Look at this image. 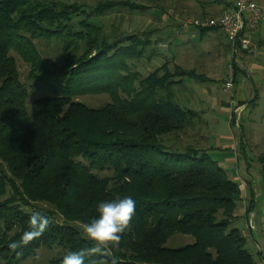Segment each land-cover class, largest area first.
<instances>
[{
	"label": "trees",
	"instance_id": "16d2710c",
	"mask_svg": "<svg viewBox=\"0 0 264 264\" xmlns=\"http://www.w3.org/2000/svg\"><path fill=\"white\" fill-rule=\"evenodd\" d=\"M119 7L146 9L129 0H0V258L18 263L59 244L49 264H61L68 251L90 246L80 224L98 215L99 202L131 196L136 215L112 250L117 264H256L232 226L240 187L199 147L202 112L180 103L183 79L204 77L178 65L170 72L168 60L143 76L133 64L161 56L151 48L155 29L105 32L99 17ZM42 41L56 42L58 54L43 56ZM12 52L29 67L23 79ZM29 89L49 94L29 101ZM85 95L110 101L93 108L76 99ZM257 162L264 186V149ZM33 212L50 219L48 229L11 248ZM174 234L194 241L169 248Z\"/></svg>",
	"mask_w": 264,
	"mask_h": 264
},
{
	"label": "rangeland",
	"instance_id": "374dc122",
	"mask_svg": "<svg viewBox=\"0 0 264 264\" xmlns=\"http://www.w3.org/2000/svg\"><path fill=\"white\" fill-rule=\"evenodd\" d=\"M87 4L94 5L96 2L101 0H80ZM120 1V0H115ZM131 2H135L142 6L143 9L140 12L132 11L128 7H119L120 9H115L114 11H110L106 13L104 16L99 17L98 22L102 24L105 32L111 33L112 35L122 34L123 36L130 34H141L143 31H148L151 29H155L151 36V40L153 44L147 48L146 54L149 52V48L154 49V52H159L161 56L154 57L151 61H147L146 59L141 60L139 63H134L135 68L140 71L143 76H146L148 73L161 66L165 61L168 60V70L170 72L174 71V67L176 63L173 61V56L176 54L178 49V43H180L181 53L179 55L185 57L187 54L184 51V47L186 51L192 49L191 52H204L207 50L208 46L212 49V47L208 44L209 35L213 34V40L217 39L218 43L227 42L226 38L220 32H208L202 40L199 37H195V35H191L189 31L182 29L181 24L184 20L200 17L199 11L201 8H217V5L211 0H129ZM211 2V3H208ZM115 28L119 31L116 33ZM181 34L180 39H177L176 34ZM216 43V42H215ZM40 52L43 56L48 55H57L59 52L58 44L54 41L52 42H36ZM217 44V43H216ZM17 63L18 70L20 73V77L23 79L26 77L29 67L23 62V60L14 52L11 53ZM212 67H213V79H217L216 82L214 80H209L204 82H198L200 84V89H204L203 92L195 86L191 85V81L189 78H184V85L181 88L182 90V99L180 102L183 106L189 107L194 111L206 110L207 115L206 118L208 120V124H203L198 126L202 133L206 135V139L204 143L199 145V147L208 149V147H219L221 148L220 140L228 134L229 127L225 123V121H221V118L227 116V113L222 111L218 106L213 105L217 101V93L220 94L224 99L230 100V92H226L223 90L220 81L224 78L227 79V69L224 77V65L226 59H220L219 56H215L213 52H211ZM178 57V61L181 60ZM230 59V56L227 58ZM183 65H186L184 63ZM134 69V68H133ZM197 73V72H196ZM225 79V80H226ZM214 81V82H213ZM224 83V81H223ZM223 85V84H222ZM192 87V88H191ZM211 92H208V90ZM173 90V89H172ZM194 90V91H192ZM49 94L46 91H36L33 89H29V101L35 99L37 97H41ZM78 101L86 104L89 107L98 108L103 106L105 103L110 101L109 96L107 95H85L76 98ZM252 111L251 117L246 120V131L247 135L250 133L253 136V140L249 139V141H245L247 143H252L251 146L248 145L245 149V158L250 165V173L254 179L255 187L257 183L260 186L256 190V195H260L262 191V182L260 179V165L257 162V156L264 149V84L259 88V97L254 102V105L250 107ZM255 113V117L253 114ZM220 118V119H219ZM250 118L253 119L254 122L251 123ZM206 120V121H207ZM220 120V121H219ZM245 123V119L242 121ZM241 126V125H240ZM231 127L237 128L241 131V127L235 126L233 124ZM251 136V137H252ZM197 145V144H195ZM208 155L215 161L220 163L221 157L225 153H221L220 150L207 151ZM231 156V155H230ZM233 156V155H232ZM234 157V156H233ZM228 176L232 179V177H241L244 174L241 170L236 171L235 168H229L227 170ZM101 176V175H100ZM260 182V183H259ZM254 187V189H255ZM264 190V189H263ZM263 199V195L257 198V206L255 209L249 214H245V211L237 217V219L233 222L232 226L238 228L246 237V247L249 249L253 258L256 261V264H264V208L261 207V201ZM243 203H239L238 207H244ZM39 208L44 209L45 211H51L53 213L54 219L57 221H62V217L56 211V209L48 204H39ZM246 208V207H245ZM131 225V224H130ZM130 228V227H129ZM128 228V229H129ZM127 229V230H128ZM193 237L190 235H182V234H174L171 236L166 246L169 248H177L187 244H191L193 242ZM61 252V247L59 244H54L52 246L41 247L36 250L33 255L30 257L21 260L18 263H8L2 258H0V264H49L52 258L57 257Z\"/></svg>",
	"mask_w": 264,
	"mask_h": 264
},
{
	"label": "crops",
	"instance_id": "0c3cea01",
	"mask_svg": "<svg viewBox=\"0 0 264 264\" xmlns=\"http://www.w3.org/2000/svg\"><path fill=\"white\" fill-rule=\"evenodd\" d=\"M233 0H224L223 3L218 4L214 2L217 5V8H201L199 11V14L201 16L204 15H221L224 12L228 11L232 6ZM264 6V2H263ZM208 32H217L216 30H190L189 33L191 35H195V37H199L200 40L205 37L206 33ZM181 34H176L175 36L177 39H180ZM213 34L209 35L208 37V44L212 47V49L208 46L207 50L204 52H191L192 49H189L186 51V48L184 47V51L187 54H185L186 58L181 56L180 59L179 55L181 53V46L180 43H178V49L176 54L173 56V61L181 68L187 69V70H194L197 72V74L202 75L204 77L203 81L206 83V81L214 80L215 83L219 82L216 81L217 79H213L211 74H213V67H212V60L211 52L215 56H219L220 59H226L225 65H224V77L226 74L227 66L230 63H233V69H234V82H235V88L233 92H230V100L224 99L220 94L217 93V101L213 103V105L218 106L222 111L227 113V116L224 118H221V121H225V123L228 125L229 130L228 134L223 137L220 140V144L222 145L221 148L219 147H208L209 151L214 150H220L221 153H225L221 159H220V166L223 167L226 171L229 168H235L236 171L239 172L241 170L244 172L243 175L239 172V175L241 177H232V179L239 185L241 190V201L239 203L246 204L250 201L252 198L254 201L253 209L257 206V198L259 196L263 195V199L261 201V207L264 208V186L262 184V193L260 195H256V190L260 186V184L257 183V186L255 187L254 179L252 176L249 175L250 173V165L248 161L245 158V149L248 145L251 146L252 143H247L249 139L253 140V136L250 133L247 135L246 131V120L249 119L248 117H251L252 111L250 107L254 105V102L259 97V88L264 84V25L258 26L255 30H253L250 33V46L248 50L245 51H238L236 53H233L230 45L228 42L218 43L217 39L213 40ZM217 44H216V43ZM228 56H230V59L228 60ZM178 57L181 60L178 61ZM186 63V65H183ZM188 78V77H185ZM190 79L191 85L201 92L204 91V89H200V84L198 85V80ZM226 79V78H225ZM223 78L220 83L221 86L223 84V81H225ZM184 81V79H183ZM213 81V82H214ZM185 82V81H184ZM192 88V87H191ZM208 90V89H207ZM194 91V90H192ZM195 92V91H194ZM205 92V91H204ZM208 92H211L208 90ZM228 92V91H226ZM202 112L203 118L205 121L207 120L206 110H200ZM255 117V113L253 114ZM208 117V115H207ZM220 119V118H219ZM243 119H245V123H243ZM220 121V120H219ZM251 123L254 122L252 118H250ZM208 120L206 121V123ZM208 124V123H207ZM233 124L235 126L241 127L239 130L236 128L231 127ZM241 125V126H240ZM252 136V137H251ZM248 140V141H247ZM247 141V142H245ZM231 155V156H230ZM234 157H233V156ZM250 168V169H249ZM228 172V171H227ZM260 183V182H259ZM259 185V186H258ZM255 187V189H254ZM238 203V205H239ZM247 205H244V207L239 208L237 206V209L235 210V213L237 217L241 215L245 210ZM264 260V259H263Z\"/></svg>",
	"mask_w": 264,
	"mask_h": 264
},
{
	"label": "clouds",
	"instance_id": "9594fccd",
	"mask_svg": "<svg viewBox=\"0 0 264 264\" xmlns=\"http://www.w3.org/2000/svg\"><path fill=\"white\" fill-rule=\"evenodd\" d=\"M96 212V217L80 224L85 240L91 242L90 246L79 251H68L61 264H88V260L96 256L111 257V264H117L112 250L118 249L122 234L130 227L136 215V201L131 196L101 201L96 205ZM50 223L48 217L33 212L29 219V230L22 234L19 242L9 246L13 249L26 246L39 238Z\"/></svg>",
	"mask_w": 264,
	"mask_h": 264
},
{
	"label": "built area",
	"instance_id": "2783aa9c",
	"mask_svg": "<svg viewBox=\"0 0 264 264\" xmlns=\"http://www.w3.org/2000/svg\"><path fill=\"white\" fill-rule=\"evenodd\" d=\"M264 0H233L231 8L221 15H204L182 22L187 31L214 29L227 40L233 53L245 51L250 46V33L264 25ZM223 90L233 92L235 88L233 63L227 66V79Z\"/></svg>",
	"mask_w": 264,
	"mask_h": 264
}]
</instances>
